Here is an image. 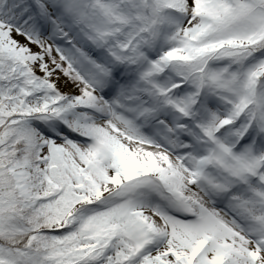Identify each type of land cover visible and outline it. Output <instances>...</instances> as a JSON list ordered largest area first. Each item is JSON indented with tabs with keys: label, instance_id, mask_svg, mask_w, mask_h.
<instances>
[{
	"label": "snow or ice",
	"instance_id": "obj_1",
	"mask_svg": "<svg viewBox=\"0 0 264 264\" xmlns=\"http://www.w3.org/2000/svg\"><path fill=\"white\" fill-rule=\"evenodd\" d=\"M0 264H264V0H0Z\"/></svg>",
	"mask_w": 264,
	"mask_h": 264
}]
</instances>
